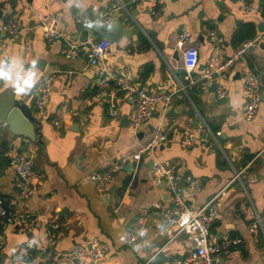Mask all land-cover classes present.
<instances>
[{"label": "crops", "instance_id": "1", "mask_svg": "<svg viewBox=\"0 0 264 264\" xmlns=\"http://www.w3.org/2000/svg\"><path fill=\"white\" fill-rule=\"evenodd\" d=\"M114 2L126 4L125 14L114 13L108 22L98 23L93 34L95 40L110 39L108 64L130 67L136 82L151 94L176 92L169 106L164 102L156 105L155 114L138 132L122 122L134 109V95L120 91L117 118L110 116L107 101L96 97V69L89 64L83 44L87 33L76 20L78 13L92 19ZM154 10L159 14L154 15ZM11 18H17L22 29L14 40L0 30V42L7 43L0 55V92L10 91L25 103L41 125L37 141L23 149V153H34L40 177L34 195L22 207L38 217L32 233L19 231L0 216L6 258L31 240L38 254L32 264H46L50 222L60 223L54 245V250L62 253L59 264H74L65 253L89 247L95 238L109 246L103 264H163L184 258L191 249L188 235L171 239L172 229L160 233L165 215L155 203L168 205L169 197L164 198L165 185L149 179L151 159L137 168L132 165L131 171L117 172L103 192L89 178L91 173L110 167L122 153L135 150L161 126L168 130V139L159 147L157 158L169 169L201 183L200 190L184 186L190 206L205 204L240 173L218 206L212 226L214 241L219 233L242 238V243L225 253L223 264H264V228L249 230L256 215H264V102L254 119L242 118L244 77L248 72L264 74L263 43L251 45L216 75L207 89L198 84L188 86L186 92L178 91L188 83L182 50L177 46L181 28L187 25L191 44L199 49L195 74L201 75L216 51L207 30L215 29L223 36L220 56L233 57L244 42L234 40L236 31L249 29L252 35L247 41L264 28V0H252L250 10L244 9V0H0V25ZM43 21L78 43L79 54L74 58L64 55L62 40L50 41L44 36ZM47 71H54L57 78L50 115L43 117L36 105L37 83ZM219 85L227 89V97L217 95ZM262 91L264 97V86ZM53 117L59 125L52 122ZM203 124L208 126L203 135L207 141L197 137L190 148H182L180 137L185 131L192 128L197 133ZM9 135V127L0 125V195L17 192L10 159L20 149L23 136H17L14 144L10 142L16 148L10 144L2 148ZM141 223L145 234L129 243V232ZM22 261L27 264L26 258Z\"/></svg>", "mask_w": 264, "mask_h": 264}, {"label": "built area", "instance_id": "2", "mask_svg": "<svg viewBox=\"0 0 264 264\" xmlns=\"http://www.w3.org/2000/svg\"><path fill=\"white\" fill-rule=\"evenodd\" d=\"M140 0H130L137 2ZM252 8V0H244V9ZM126 4L114 2L105 11H99L97 16L90 19L86 18L82 13L76 15V20L85 26L87 39L83 42L87 46L88 62L96 69V79L94 87L96 97L107 101V109L112 118L119 115V93L134 95L136 103L134 109L129 115V124L136 132L146 124L154 114L156 105L164 102L166 107L170 105L176 92L167 95L151 94L144 86L139 85L130 67L117 68L111 66L106 61V52L111 44L109 38L104 37L95 40L93 37L94 28L98 23H106L114 13L124 15ZM154 15H158L159 11L154 10ZM44 36L50 40H62V53L69 58H74L79 54V44L71 40L67 35L60 32L52 23L43 21ZM22 25L17 18H11L0 25V30L8 34L10 40H14L20 33ZM210 41L215 45L216 51L208 61L205 70L201 75H196L195 71L199 64V49L191 44L192 32L187 25H183L177 46L182 50L183 68L187 85H180L178 91L201 84L203 89H207L209 83L214 80L215 76L223 73L234 62L237 57H241L246 53L251 45H260L264 43V29L251 40L244 41L237 48L233 57L225 59L220 56L219 49L224 42L217 30L208 29ZM6 42H0V55ZM57 75L54 71L43 73L37 83V99L36 105L41 115H50V99L55 85ZM264 86V74L261 72H248L244 77L243 92L245 102L242 107V118L252 120L257 115L264 102L262 87ZM220 98L228 96V91L223 85H219L216 89ZM52 122L59 125L60 121L53 117ZM208 126L201 125L199 132L203 141H207L206 136ZM194 129L189 128L185 131L180 139L182 148H190L197 138ZM219 135L220 132H217ZM202 135V136H201ZM198 137V138H200ZM168 139V130L163 127H157L145 141L132 151L122 153L117 160L108 168L95 171L90 174L89 178L95 183L100 192L105 191L113 182L117 172L124 169L128 163H132L134 168L146 163V160H153V166L149 171V179L159 184L165 182V190L169 194L167 205L161 201L155 203V206L165 215L163 225L160 228L161 235L171 232V239L176 238L180 234H187L192 240V246L189 253L184 258L168 259L163 264H193L200 262L201 264H223L222 260L225 253L234 245L242 243V238L226 234L222 236L220 241H214V233L212 232L213 223L218 215V206L221 199L226 195L228 186L240 176L237 173L230 182L222 187L208 202L203 205L192 207L187 202L185 196V188L187 185L191 190H200L201 183L198 179L190 176H184L166 167L158 158L157 151L159 147ZM34 153L25 152L14 154L10 159V165L15 171V181L17 192L10 195H0V216L8 224L16 225L18 230L24 233H32L38 224V217L29 215L22 210L23 205L34 195L36 191V179L40 177V172L34 166ZM136 166V167H135ZM46 241L48 244V254L45 257L46 264H59L62 253L54 250L57 240V230L60 227L59 222L49 223ZM257 227L264 228V215L257 214L254 221L249 227L250 231H256ZM146 228L144 223L133 228L128 234V242L136 243L144 234ZM6 238L0 234V256L3 255ZM35 243L31 240L21 245L17 252L10 258H5L0 264H22L23 258L38 256L35 253ZM109 246L100 239H93L88 246L76 247L65 253V256L74 261V264H103Z\"/></svg>", "mask_w": 264, "mask_h": 264}, {"label": "water", "instance_id": "3", "mask_svg": "<svg viewBox=\"0 0 264 264\" xmlns=\"http://www.w3.org/2000/svg\"><path fill=\"white\" fill-rule=\"evenodd\" d=\"M107 25H104V28ZM263 26L260 27L261 30ZM264 46V43L261 44ZM122 67V66H121ZM155 114V113H154ZM122 122L125 125H129V118L128 115L123 116ZM7 125L10 129V135L8 140L3 139V143L1 144L2 148L7 147L10 142L11 144L15 143L14 140L17 136H23L22 144L20 146V149L17 150V153H23V149H26L31 141L35 142L37 141V136L40 133V123L36 119V117L33 115L32 111L27 107L25 103H22L18 99L14 97V95L10 91H1L0 92V125ZM197 137H200V133H197ZM181 138V137H180ZM179 138V139H180ZM10 144V145H11ZM13 148H16V146L11 145ZM149 166H153V160L149 161ZM125 170L131 171L132 169V163H128L125 167ZM164 181L160 184L161 187L164 186ZM112 192L109 190V193ZM169 194L168 192L165 193L164 198L168 199ZM222 233H219L216 236L215 242H218V240L222 237ZM191 246H192V240L190 239ZM90 247V245H89ZM45 255V254H44ZM6 258V255L0 256V262H2Z\"/></svg>", "mask_w": 264, "mask_h": 264}, {"label": "trees", "instance_id": "4", "mask_svg": "<svg viewBox=\"0 0 264 264\" xmlns=\"http://www.w3.org/2000/svg\"><path fill=\"white\" fill-rule=\"evenodd\" d=\"M248 27H252V25L249 24ZM248 31H249V29H245V30L240 29V30L236 31L235 35H234V40H237L238 42L245 41L248 37H250L252 35V33H248ZM244 33H246V34H244ZM26 262H27V264H32L33 263V257L32 256L27 257L26 258Z\"/></svg>", "mask_w": 264, "mask_h": 264}]
</instances>
